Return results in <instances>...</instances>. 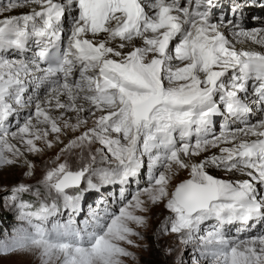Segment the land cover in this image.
<instances>
[{"label":"snow or ice","instance_id":"obj_1","mask_svg":"<svg viewBox=\"0 0 264 264\" xmlns=\"http://www.w3.org/2000/svg\"><path fill=\"white\" fill-rule=\"evenodd\" d=\"M256 7L0 6V171L34 179L0 185V207L23 222L0 237V256L125 264L158 208L152 235L168 264H264V18L244 23ZM52 149L35 178L33 158Z\"/></svg>","mask_w":264,"mask_h":264},{"label":"rangeland","instance_id":"obj_2","mask_svg":"<svg viewBox=\"0 0 264 264\" xmlns=\"http://www.w3.org/2000/svg\"><path fill=\"white\" fill-rule=\"evenodd\" d=\"M5 1L6 0H3V2L0 1V3H3V4H0V6L6 4ZM215 131L217 132L219 131L218 126L215 128ZM56 151H58V149H52V150L47 151L41 157L33 158V162L37 165V168L35 171V178L40 177L43 171L45 162L48 161L51 157H53ZM21 172H22V169L18 167H9V168L4 169L3 171H0V185L11 186L12 184H15L21 181V179L25 180V182H28V183H34L33 178L22 177ZM218 175L224 176L223 172L218 173ZM186 176H187V173L183 172L180 176L177 177L176 182H179V180L186 178ZM109 190L110 189L106 188L102 191V193H97L93 196L87 197V200L83 202L84 211L85 212L87 211L88 204H91L93 207H95L94 201L96 199H99L101 195H106ZM159 212L160 210L158 208H154L152 210L149 229H147L146 231L141 229V231L145 232V239L142 241L137 240V243L140 244L141 247L139 248L130 247L129 248L130 251L136 254V259L133 260L131 258H124L125 264H168V261L165 260L161 251L157 248L156 240L154 239L152 235V231L157 226L159 219L162 218L160 217ZM83 218L84 216L79 217V219L81 220ZM62 219H67L66 214ZM22 224L23 222L19 219V214L15 209H12L9 211V210H5L2 207H0V237H2L5 232L10 234L15 228L20 227ZM260 227H264V225H261ZM256 231H259V228H257ZM232 233L233 235H240L241 239H243L244 235L247 234V233H237V230L235 228L232 229ZM252 234H255V232H253ZM161 243H164V242L161 241ZM125 246L127 247V245ZM19 260H23L24 264H39V260L34 256H26V257L0 256V264H14V262L19 261ZM52 264H60V262L53 260Z\"/></svg>","mask_w":264,"mask_h":264},{"label":"bare ground","instance_id":"obj_3","mask_svg":"<svg viewBox=\"0 0 264 264\" xmlns=\"http://www.w3.org/2000/svg\"><path fill=\"white\" fill-rule=\"evenodd\" d=\"M0 1H2L3 2V0H0ZM26 11H28V9H26V8H21V9H16V10H14L13 12H10V13H4V15L6 16V15H14V14H18V13H20V12H26ZM253 16H256V15H254V14H251V12H247V19L245 20V25H246V27H248V28H251V27H255V26H257V22L256 21H253L251 18L253 17ZM257 17H261V16H257ZM262 18V17H261ZM238 47H239V45H238ZM224 174V173H223ZM225 175V174H224ZM244 178H247V177H244Z\"/></svg>","mask_w":264,"mask_h":264}]
</instances>
